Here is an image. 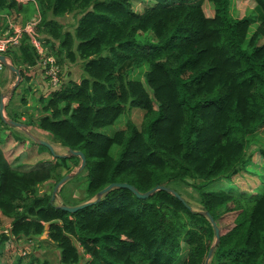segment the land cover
Returning <instances> with one entry per match:
<instances>
[{
  "label": "trees",
  "instance_id": "16d2710c",
  "mask_svg": "<svg viewBox=\"0 0 264 264\" xmlns=\"http://www.w3.org/2000/svg\"><path fill=\"white\" fill-rule=\"evenodd\" d=\"M133 1L0 0L3 31L12 33L13 16L35 13L33 35L46 52L60 65L80 68L78 80L61 79L41 96L40 113L27 110L24 123L52 135L68 156L16 166L31 137L7 135L14 125L0 114V264H52L30 249L5 263L9 243L23 239L51 244L58 264H82L84 257L85 264H205L212 247L208 264H264V191L254 198L207 187L248 171L257 154L264 161L258 139L264 129V0H253L254 12L243 17L233 16V0H207L210 15L205 0H151L142 11ZM70 15L67 29L61 19ZM147 33L154 40L142 39ZM2 54L20 70L16 91L41 54L28 32ZM145 64L144 80L129 78ZM134 108L143 110L139 125ZM123 115V128L102 131ZM10 118L20 121L16 113ZM70 149L85 154L84 169L72 177L87 174L88 185L83 198L60 201L54 189L42 187L54 181L55 188L79 168L81 158ZM113 182L140 192L162 185L179 195L160 189L139 198L115 187L98 198ZM91 200L75 212L61 207ZM206 212L217 223L218 241Z\"/></svg>",
  "mask_w": 264,
  "mask_h": 264
},
{
  "label": "rangeland",
  "instance_id": "374dc122",
  "mask_svg": "<svg viewBox=\"0 0 264 264\" xmlns=\"http://www.w3.org/2000/svg\"><path fill=\"white\" fill-rule=\"evenodd\" d=\"M149 1L151 2V0H134L132 2L133 7L137 10V11H142L143 8L145 6L148 5ZM203 6L204 9L207 13V15L213 14L214 8L212 6V4L205 0L203 2ZM254 8H255V3L253 0H233V6H232V14L233 16L236 17H243L245 15H250L251 13L254 12ZM14 18V22L13 19H10L9 21V25H12V23L16 26V25H21V26H25L27 23L29 22H34V19L37 20L36 18V14H29L27 16L23 17V14H19V16H13ZM62 23L65 24L67 29H70L71 24L73 23L74 19H73V15L68 16L67 18H65L64 20H62ZM5 24V23H3ZM259 23H253L251 25V29H250V36H252V34L257 30ZM5 28L2 25V27L0 28V31H3ZM4 32V31H3ZM142 39L145 40H154V37L151 33H147V34H143L142 35ZM260 40H264V37ZM264 42V41H262ZM60 65V63H59ZM60 70H61V77L63 80H69V79H79V75L78 73L80 72V68L79 65L75 64V65H68L67 67L65 66V64L60 65ZM148 66L145 64L141 67H138L136 69H132L130 71L129 74V78H136V79H141L144 80V72L147 70ZM7 73V77L3 80H7L6 82H1V88H3V92L1 93L2 95H5L6 98H9V107L8 109L12 112V114H14L17 110V112L19 114H22L23 112H26V110L24 109L25 106H22L24 104V101L22 99V95L19 97V95H17V92L19 91L20 86L15 93L12 95V91L17 87H15V83L17 78L14 77V75L10 72V70L6 71ZM2 72H0V78L2 77ZM4 78V77H3ZM48 81V79H47ZM29 81H26L25 84L27 85ZM49 83V82H48ZM50 89L53 90L54 88H52L49 85ZM0 88V89H1ZM49 92V91H48ZM17 96L19 98H17ZM32 95H29V93L27 92L25 95L26 99H29V97H31ZM42 95H40L39 93H36V97L32 96L29 101L33 103L32 105V115L37 116L42 108V104L40 101V97ZM7 99L5 100V103H9L7 101ZM35 101V102H34ZM15 104V107H13L12 105ZM31 107V106H30ZM7 109V110H8ZM29 109V108H28ZM28 112H30L28 110ZM6 112L4 111V114ZM8 115H11L8 113ZM7 120H9L10 116L7 117V115L5 114ZM132 117L133 119L137 122V124H141L142 122V118H143V110L140 108H134L132 110ZM125 116H121L119 118V120L116 122V124L112 125V126H108L102 129V131L106 132L107 134H112L116 129L118 128H123L125 126ZM29 130V129H28ZM24 131V130H23ZM30 131V130H29ZM14 134H19L21 137L26 138L25 135H21L20 134V130L19 129H15V127L12 128H8V130H6L7 135H13ZM36 132V133H35ZM41 130L36 129V131H33V133H35L38 137L42 138L43 140H46L47 142L51 143L54 147V150L57 154H66L68 152V149L62 145H58L56 143L53 142L52 140V135H50L49 133L46 132L47 137H45V133L41 134ZM24 133L27 135V133L24 131ZM259 142L261 144H264V129H261L259 132ZM43 135V136H41ZM27 139V138H26ZM31 140V141H30ZM30 140L26 141L28 144L27 146H25V149L22 151V153L20 152V156L17 158L15 165L19 166L21 169H25V168H31L37 165H41L43 162L50 160L51 156L54 157L53 152L50 150V148H48L47 146H45L44 144H41L39 142L34 141L33 139L30 138ZM256 148L258 146H260L258 143L252 145L251 148ZM251 151V149H250ZM10 159H12L11 154L8 152ZM53 159V158H52ZM257 159L264 164V161L260 158L259 154L256 155V161H253L251 163V165L249 166V170L242 172L241 174L235 176L232 178L231 181L228 180H216L214 182H212L211 184H209L207 187L210 189H221V190H225V191H231L233 190L234 192H241V191H246V195L250 196L251 194L254 195V198L259 197L263 191H264V165H262L260 162L257 161ZM18 167V168H19ZM77 169L75 168L74 171H72L71 173H75L77 174ZM54 181H52L51 183H48V186L44 185L42 187V190L47 189L48 191H55V188L53 187ZM88 185V180H87V174H80L78 173V175L76 177H71L70 179L66 180V182L63 185H60L56 191V194L58 195L59 200H63V199H67L69 201H74L76 198H83L85 196V190L87 188ZM53 187V188H52ZM56 187V186H55ZM197 207V206H196ZM198 208V207H197ZM195 208V209H197ZM1 215V213H0ZM3 217V216H2ZM6 220V223L4 224V228L5 226H7L9 223V220L4 218ZM224 226V225H222ZM43 239H46V236L42 237ZM43 244V245H41ZM51 247V248H50ZM52 248H54L51 244H49L48 242H39L36 240H32V241H26V240H22L20 242H12L9 243V249L7 248V251L4 255V262L5 263H11L12 260H14V258L17 255V252H19L20 249L22 250H29L30 251H40L42 254H44V258H50L52 260V264H58V257H57V253L56 250L54 251ZM52 249V251L50 250ZM186 251V247L184 246V254ZM87 259V257L83 258V263L85 264V260Z\"/></svg>",
  "mask_w": 264,
  "mask_h": 264
},
{
  "label": "water",
  "instance_id": "95a60500",
  "mask_svg": "<svg viewBox=\"0 0 264 264\" xmlns=\"http://www.w3.org/2000/svg\"><path fill=\"white\" fill-rule=\"evenodd\" d=\"M0 61L6 66L8 67L10 70L14 71L16 74H17V80H16V83H15V87L18 86V84L20 83V80H21V73H20V70L18 68H16L15 66H13L6 58V56L4 54H0ZM6 96L5 95H1L0 97V114H1V117L4 119V121L10 123L11 125H14V126H18V127H21L23 129H25V131L28 133V135L33 139L35 140L36 142H39L41 144H44L45 146H47L48 148H50V150L53 152L54 155H57V156H68L69 154H57L54 150V147L51 143L47 142L46 140H42L38 137H36L34 134H32L28 129H26V125H24L22 122H17V121H14L12 119H9L7 120L5 114H4V100H5ZM70 154L71 155H78L80 158H81V165L79 166L77 172H80L84 169L85 165H86V156L85 154L82 152V151H75V150H72L70 149ZM73 175H75V173H69L67 174L66 176H64L56 185L55 187V192L57 191L58 187L60 185H63L66 180L70 179ZM115 187H123V188H128L130 189L137 197L139 198H148L149 196H151L154 192H156L157 190H169L171 192H174L176 195H179L177 192H175L173 189L169 188V187H166V186H162V185H159V186H156L146 192H140L134 185H131V184H128V183H124V182H113L111 184H109L108 186H106L105 188H103L102 190H100L98 192V198H100L101 196H103L106 192H108L109 190L115 188ZM93 200L89 201V202H86V203H83V204H80V205H77V206H67V205H61V207L67 211H70V212H75L79 209H82L90 204H93ZM207 216L210 218L213 226L215 227V232H216V236H217V241L219 239V228L217 226V223L215 222V220L213 219V217L210 215L209 212H206ZM212 251H213V247L210 249L209 253H208V256L206 258V261H205V264H208L209 263V259L211 257V254H212Z\"/></svg>",
  "mask_w": 264,
  "mask_h": 264
},
{
  "label": "built area",
  "instance_id": "2783aa9c",
  "mask_svg": "<svg viewBox=\"0 0 264 264\" xmlns=\"http://www.w3.org/2000/svg\"><path fill=\"white\" fill-rule=\"evenodd\" d=\"M35 24L36 22H30L24 27H18L12 23L14 26V33L0 37V54L6 51L10 45L17 44L22 37L23 32H28L31 35L32 43L41 54L39 65L42 67L43 72L48 79L49 85L52 88L57 89L60 86L62 79L60 65L52 53L48 54L46 52L47 48L45 47L43 40L38 39L33 35ZM2 69L3 63L0 61V71Z\"/></svg>",
  "mask_w": 264,
  "mask_h": 264
},
{
  "label": "crops",
  "instance_id": "0c3cea01",
  "mask_svg": "<svg viewBox=\"0 0 264 264\" xmlns=\"http://www.w3.org/2000/svg\"><path fill=\"white\" fill-rule=\"evenodd\" d=\"M29 0H21V2H23V3H27ZM13 19V18H12ZM13 22H14V19H13ZM30 23V22H29ZM29 23H27L26 25H28ZM25 25V26H26ZM12 28H13V31H12V33H14V26L13 25H10ZM16 26H18V27H23V26H21V25H16ZM12 33H6V31H4V36H7V35H10V34H12ZM6 71L7 70H1L0 72H2V76L6 73ZM28 75H29V80H26V81H29L28 82V84L26 85L25 84V82H24V84H22V86L20 87V89H19V91L17 92V95H19V97L22 95V93H25V95H26V93L28 92L29 93V95H32V96H35L36 97V93H39L40 95H42L43 97H45V98H47L49 95H50V92L52 91L51 89H50V87H49V83H48V81H47V78H46V76H45V74H44V72H43V70H42V68L39 66V65H37V66H35V67H32V68H30L29 69V71H28ZM7 77V73H6V76L4 77V78H6ZM49 91V92H48ZM15 93V89L12 91V95ZM31 96V97H32ZM18 96H17V98H19ZM31 97H29V99L31 98ZM7 98H5V100H6ZM29 99H27L26 100V102H24V104L22 105V106H25L24 107V109L27 111V110H29L30 112H32L31 111V109H32V103H33V101L32 102H30L29 101ZM5 100H4V102H5ZM9 100V98L7 99V101ZM35 102V101H34ZM13 107H15V104H13L12 105ZM31 106V107H30ZM29 108V109H28ZM4 111L6 112V110L4 109ZM16 114H18L19 116H20V121L19 122H22L23 124L25 123V122H29V119H30V116L29 115H31L30 113H28V112H23L22 114H19L18 112H17V110L16 111H14ZM8 113L9 114H11L12 115V112L8 109L7 110V112L5 113L6 115H7V117L8 116H11V115H8ZM9 119H11V118H9ZM15 127V129H19L20 130V134L21 135H25V137H28V135H26L25 133H24V131H25V129H23V128H21V127H18V126H14ZM26 129H29L30 130V132L31 133H33V131H36V129L37 128H34V127H30V128H28L27 126H26ZM24 130V131H23ZM26 132V131H25ZM27 133V132H26ZM36 133V132H35ZM42 133H45L46 134V132H44V131H42L41 132V134ZM41 136H43V135H41ZM45 137H47V134L45 135ZM28 141H29V138H28ZM27 142L25 143V146H27ZM53 158V156H51V158L50 159H52ZM46 236V235H45Z\"/></svg>",
  "mask_w": 264,
  "mask_h": 264
},
{
  "label": "clouds",
  "instance_id": "9594fccd",
  "mask_svg": "<svg viewBox=\"0 0 264 264\" xmlns=\"http://www.w3.org/2000/svg\"><path fill=\"white\" fill-rule=\"evenodd\" d=\"M24 27V26H23ZM1 37H4V36H1ZM39 65V64H38ZM3 66H5L4 64H3ZM40 66V65H39ZM41 67V66H40ZM47 78V77H46ZM53 90H55V89H53ZM2 95V94H1ZM1 95H0V97H1ZM33 134V133H32Z\"/></svg>",
  "mask_w": 264,
  "mask_h": 264
}]
</instances>
